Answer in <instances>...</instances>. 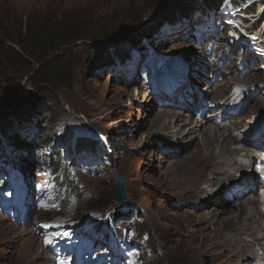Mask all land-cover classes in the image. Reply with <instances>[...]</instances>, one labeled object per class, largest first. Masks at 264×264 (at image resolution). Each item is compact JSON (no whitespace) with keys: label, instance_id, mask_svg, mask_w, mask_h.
Here are the masks:
<instances>
[{"label":"rangeland","instance_id":"obj_1","mask_svg":"<svg viewBox=\"0 0 264 264\" xmlns=\"http://www.w3.org/2000/svg\"><path fill=\"white\" fill-rule=\"evenodd\" d=\"M202 1L210 5L207 13H215L212 22L209 15L197 12L199 4H204ZM223 1L226 3L225 0H0V42L4 41V47H0V86L17 90L16 101L5 110L1 123L8 124L25 112V117L33 119L22 121L23 128L31 125L29 137L24 136L25 130H10L8 139L0 134V164L2 158L16 161V170L23 177L19 182L27 183L30 189L26 201L29 209L22 219L5 215L0 209V264H53L56 259H73L75 255L81 264H192L189 247L196 248L205 242L207 252L200 254L195 264H238L236 252L241 248L245 250L241 264H250L251 252L253 255V250H263L264 241L254 240L264 235L259 200L256 206L260 227L232 228L228 232L236 237L235 245L219 236L206 241L195 229L200 224H196L197 220L204 219L212 207L210 202L216 198H210V193L215 192L217 198L225 197L229 181L235 191L241 187L240 181L244 179L234 177L239 175L244 181H251L256 175L252 172L246 179L249 175L245 174L248 170L244 162L238 167L233 165L228 174L219 173L222 161L227 165L232 156L204 165L198 163L199 157L194 158L193 154L201 139L193 126L197 123L198 130H203L209 124L225 132L224 136L241 134L244 140L247 136L242 124L252 125L260 119L264 122V30L260 29L264 25V0L253 2L249 8L254 14L249 16L251 19L259 11L261 19L254 23L251 19L234 22L247 29L248 36L254 38L249 44L257 46V50L244 47L246 41L229 35L226 23L215 11L220 10ZM236 1L241 8L252 0ZM129 6L131 10L126 12ZM170 21L180 24L171 27ZM33 24L42 31L53 25L68 26L82 36H92L88 41L87 37H81L48 57L54 85L35 81L39 78L36 74L39 63L29 72L23 69L27 56L22 51L38 52L40 48L18 47L5 41L4 35L18 39L17 34L31 29ZM211 25L215 26L214 31ZM237 34L240 32L236 31ZM118 49L125 53L122 57L113 54ZM252 51H258L259 56L255 57ZM174 74L185 81L175 90L176 95L167 96L159 86L169 82ZM213 76L212 90L205 89V83ZM250 84L256 90L252 99H245L237 117L218 123L225 129L215 126L216 121L213 124L197 118L191 112L197 107L196 102H189L186 97L182 100L187 95L184 92L187 86L191 89L188 97L194 100L201 93L202 99L213 103L244 96L242 86ZM40 108L44 112L42 119ZM173 111L180 114L177 116L182 121H175L176 115L169 117ZM259 111L262 116H258ZM55 140L53 146L58 150L68 144L58 156L67 165L65 174L61 171L56 175L52 171L43 147ZM246 142L231 141L229 145L241 148ZM80 143L85 147L76 150ZM219 154L217 158L221 157ZM189 160L190 169L201 168L202 177L196 186L200 188L197 194L185 199L187 185L179 178L185 174ZM116 173L126 177L129 203L126 211L113 199ZM65 179L75 197L66 198L61 192V181ZM251 184L248 186H254ZM46 189L50 190L48 195L44 194ZM203 190L208 195H201ZM234 194L243 195L242 198L251 195L244 190ZM10 195V189L0 192V202ZM236 200L241 199H231V204ZM229 206L230 203L224 205ZM109 215H113L117 234H113L114 240H105V244L98 229L106 226L103 219ZM190 215L195 219L193 222ZM223 216L227 220L234 213ZM220 221L216 226L219 230L223 225ZM71 235V245L75 239L74 251L79 249L75 255L58 248ZM116 238L123 243L119 252Z\"/></svg>","mask_w":264,"mask_h":264},{"label":"bare ground","instance_id":"obj_2","mask_svg":"<svg viewBox=\"0 0 264 264\" xmlns=\"http://www.w3.org/2000/svg\"><path fill=\"white\" fill-rule=\"evenodd\" d=\"M261 86H262V84H261ZM242 89L244 90L243 93L245 94L244 95L245 99H252V94H254V92L256 91L255 85L254 86H253V84H250L248 86L243 85ZM204 95H206V93H204ZM258 100H261V98ZM262 104L264 105V103H262ZM259 106H261V105H259ZM170 113L171 114L169 115V117H171L172 115H176V116L180 115L176 111H173ZM259 113H260V111L258 112V116L260 115ZM262 115L263 114H261L260 116H262ZM175 121H182L181 117L177 116L175 118ZM175 121L172 123H175ZM259 121L262 124H264V122L261 119ZM207 122L213 123V124L215 123V121H213V120H209V121L207 120ZM247 122H249V120ZM215 126H221L222 128H224V125H219L218 123H215ZM164 127H165V125H164ZM193 127H194L195 131H198V135L200 134V139H201L200 140L201 141L200 147L194 151L195 154H193V157L194 158L199 157V159L197 161H198V163H201V165H204L205 163H208L209 161H212L215 159H218V161H219V159L223 158V156L230 157V159H231V156H232L230 163L228 162L229 164L225 165L224 164L225 162L223 163V161H222V163H221L222 165L218 170L219 173L224 171L223 174H228L229 170L234 169L232 167L233 165H235L236 167L241 166V164L245 161V159L249 158V156L251 155V154H245V151H242V154H241V153H239L241 151L240 148H238V147L231 148L229 145V143L231 141H236L238 143H242V142L244 143L243 138L241 139V136H242L241 134L230 137V135L227 133L228 135L224 136L225 132L217 131V130L213 129L211 127V125H209V124L205 125V128L203 130H198L197 123ZM243 127L247 128L248 130H251L253 128V126L250 124V122L248 124H242L241 128H243ZM233 130H237V129L233 128ZM238 131H239V129H238ZM260 148L264 149V147H260ZM260 152L262 153L264 151H260ZM218 153H220L219 154L221 156L220 158H217ZM243 154H245V155H243ZM240 155L242 156V158L239 160ZM190 163H191V160H189L188 164L185 167V169H186V170H184V172L186 171L185 174L179 178L180 179L179 181L181 183H185L187 185L186 186L187 190H186V192H184L185 199L193 198V196H195L197 194V192L200 188L198 189L196 186L198 185V183L202 177V174L199 173V172H201V168L192 167L190 169ZM181 168L183 169L184 166L180 167V168L178 167L177 169L181 170ZM247 179H249V178H247ZM246 182L247 183L252 182L251 185H254V179L253 178L251 181L246 180ZM215 185H216V183H215ZM246 185H247V187H249L248 184H246ZM250 187H253V186H250ZM193 189L196 191V193ZM191 190L194 193H191ZM200 193H201V195H203L206 192H205V190H203V191H200ZM214 193L212 192L209 195L206 193L210 198H212V197L213 198L216 197V198L214 200H212V202H210L212 207L209 208L207 213L204 214V219H198L197 220L198 222H196V224L200 223L199 225L196 226L195 229L199 230V233H201V235H202L201 236L202 239H205L206 241H208V240H212V237L215 238V237L219 236L220 238L224 237V238L229 239L230 244L235 245L237 243V242H235L236 237H231V232L230 233L228 232L232 228L251 230L254 227H256V228L260 227V224H259L258 218H257V214L260 213L261 209L259 206V213H258V208L256 206V202L259 199L257 197H255V195L251 194V195H248L246 198H242L243 195H240V194L239 195L234 194L231 198H227V197H224L223 195H220L221 197L217 198V196H215L216 194H214ZM216 193H219V192H216ZM231 199H233V201H235V199H241V200H236V202L231 204ZM217 201L219 202V204L216 203ZM220 203H221V205H220ZM229 203H230V206L228 208H225L224 205H227ZM233 209L235 211H233ZM230 213H234V217L233 218L229 217L227 220H224L223 215H227ZM260 214H261V218H264V213L261 212ZM189 217L192 218L191 219L192 222L195 220L192 215H190ZM219 218H221L222 220L220 221ZM191 220H188V221H191ZM219 221L223 224V225H220V227H222L221 230H219L220 228L216 227V226H218ZM210 227H211V229H210L211 231L209 232L207 230ZM196 230H193V232H195ZM254 240H256V241L259 240L262 243V241H264V235L258 236V239H256V237H255ZM205 245H207V242H205L203 245H199V247H196V248L195 247H189V249H188L190 252L189 256H190V260H191L192 264H195L196 259L200 254L204 255L207 252L204 250V248H206ZM263 250H264V248H263ZM244 252H245V250H243L242 248L237 250L236 256L238 257L237 259L239 260L238 264H241V259H242ZM256 253H257L256 250H253V255L251 252V256H252L253 260L256 259L255 263L264 264V255L261 258H258Z\"/></svg>","mask_w":264,"mask_h":264},{"label":"trees","instance_id":"obj_3","mask_svg":"<svg viewBox=\"0 0 264 264\" xmlns=\"http://www.w3.org/2000/svg\"><path fill=\"white\" fill-rule=\"evenodd\" d=\"M204 2L205 5L210 6L209 3H207V1H202ZM217 6V5H215ZM131 10V6H129L128 8H126V12H129ZM41 26V23L39 24ZM31 29L29 28V30H27V28L25 29L24 33H18L17 37L18 39H15V36H9V35H4L5 36V41H10L11 43H14L15 46L18 47H38L40 48V50L38 52L34 51L31 52L27 49H24V51H22L23 54H25V56H27V58L24 59V63L23 65V69L27 72L31 71V69H33V67L35 66V64L39 63L38 67L36 68L37 71V75H39V78L37 80H35L37 83H43V84H53L54 85V81H53V75L51 74L53 72L51 63H50V59L48 58L50 55L54 54L55 52H57L58 50H60L62 47H70L71 44H73L74 42H76V40L78 39H82L81 37H87L85 38L87 41L92 38V36H82L81 34H79L78 32H74L72 30H70L67 27H63L66 28L63 29L60 26H51L49 28H44L43 31L42 29H40L41 27L33 24L30 25ZM29 31V33H28ZM21 32V29H20ZM104 37V36H102ZM22 38H25L27 41V43H24L23 41H20ZM89 38V39H88ZM85 40V41H86ZM96 42V41H95ZM102 42V41H101ZM4 41L0 42V47H4L3 46ZM94 45H96V43H94ZM36 53H40L41 56L37 57L38 54ZM115 56H119L122 57L125 53H123L120 49L116 50L115 53H113ZM21 57V56H20ZM35 61V63H34ZM33 62V66L31 65V63ZM46 78V79H45ZM17 90L16 87H10V86H0V134L2 136H4V138L8 139L10 134V130H25L27 131L25 133L24 136L29 137L28 133L31 131V125L26 126L25 128H23V120L30 122L31 118L25 117L27 116V112L23 113V115L21 116H17L15 117L13 120L9 121L8 124L7 123H1L2 118L5 117L6 109H10L11 105L13 103H15L16 101V96H17ZM8 107V108H7ZM5 108V109H4ZM40 111V117L39 119H42V115H43V110L42 108L39 109ZM42 114V115H41ZM22 133V131H21ZM64 136V135H63ZM63 136L61 138H63ZM67 138V137H65ZM64 140V139H63ZM47 142V141H46ZM55 143V141H51L49 143V145H47V143L43 144V147L46 150V154L49 156V160L52 163V171L57 175L61 172V167H62V161L61 159L58 157L60 154L61 150L58 151H54L51 150V147L53 146V144ZM68 144L66 143L65 146H67ZM79 147H85V145L83 144H79ZM1 147V145H0ZM103 156L100 157V159H102ZM65 174V172H63ZM62 183V191L63 195L66 198H72L75 197V191H73L71 189L70 183L68 181V179H65L64 181H61Z\"/></svg>","mask_w":264,"mask_h":264},{"label":"water","instance_id":"obj_4","mask_svg":"<svg viewBox=\"0 0 264 264\" xmlns=\"http://www.w3.org/2000/svg\"><path fill=\"white\" fill-rule=\"evenodd\" d=\"M247 110H244V112ZM116 189L113 195V199L121 210H127L129 203L126 201L127 190H126V177L119 173L114 176Z\"/></svg>","mask_w":264,"mask_h":264},{"label":"snow or ice","instance_id":"obj_5","mask_svg":"<svg viewBox=\"0 0 264 264\" xmlns=\"http://www.w3.org/2000/svg\"><path fill=\"white\" fill-rule=\"evenodd\" d=\"M45 242H46V243H51L50 240H46ZM61 264H64V262H61Z\"/></svg>","mask_w":264,"mask_h":264},{"label":"clouds","instance_id":"obj_6","mask_svg":"<svg viewBox=\"0 0 264 264\" xmlns=\"http://www.w3.org/2000/svg\"><path fill=\"white\" fill-rule=\"evenodd\" d=\"M64 178H65V175H64Z\"/></svg>","mask_w":264,"mask_h":264}]
</instances>
